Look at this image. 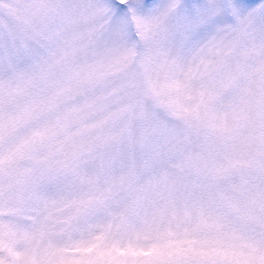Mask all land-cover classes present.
Listing matches in <instances>:
<instances>
[{"label": "snow or ice", "instance_id": "obj_1", "mask_svg": "<svg viewBox=\"0 0 264 264\" xmlns=\"http://www.w3.org/2000/svg\"><path fill=\"white\" fill-rule=\"evenodd\" d=\"M0 264H264V0H0Z\"/></svg>", "mask_w": 264, "mask_h": 264}, {"label": "rangeland", "instance_id": "obj_2", "mask_svg": "<svg viewBox=\"0 0 264 264\" xmlns=\"http://www.w3.org/2000/svg\"><path fill=\"white\" fill-rule=\"evenodd\" d=\"M260 2L261 0H243V3L249 7L259 4Z\"/></svg>", "mask_w": 264, "mask_h": 264}]
</instances>
